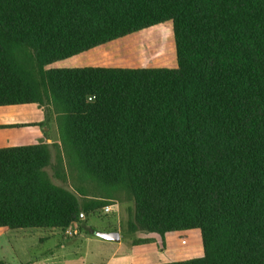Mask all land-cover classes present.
<instances>
[{
	"label": "trees",
	"instance_id": "16d2710c",
	"mask_svg": "<svg viewBox=\"0 0 264 264\" xmlns=\"http://www.w3.org/2000/svg\"><path fill=\"white\" fill-rule=\"evenodd\" d=\"M166 21L176 67L47 68ZM28 103L59 141L0 147V227L95 235L98 185L133 201L121 241L201 231L166 264H264V0H0V106Z\"/></svg>",
	"mask_w": 264,
	"mask_h": 264
},
{
	"label": "rangeland",
	"instance_id": "374dc122",
	"mask_svg": "<svg viewBox=\"0 0 264 264\" xmlns=\"http://www.w3.org/2000/svg\"><path fill=\"white\" fill-rule=\"evenodd\" d=\"M84 66L176 67L177 52L173 23L166 21L142 29L63 61L54 62L47 68ZM35 104L45 114V106ZM46 109H49L48 106ZM52 117L48 125L42 124L45 119L39 124L45 130L50 129V134L44 133L46 138L53 137L58 142L56 112L52 111ZM51 150L52 157L46 171L55 184L71 189L72 177H68L66 182L63 180L67 176L65 171L70 168L65 150L61 151L64 158L63 166L60 157L57 158L58 149L52 146ZM89 191V195L86 196L89 200L110 203L113 209L111 212H105L103 206L84 215V226H91L95 230L127 231L133 201L126 193L117 191L113 196L106 197L109 195L98 185ZM76 192L79 194L77 190ZM132 235L123 241L122 247L123 253L138 251L140 259L134 262L136 264H166L204 254L202 235L198 229L174 232L169 236V240L166 235L165 243L162 238L156 236L155 241L136 244L134 240L146 236V233L138 232ZM184 238L187 239V244L182 243ZM169 245L175 246V249L168 254ZM116 246L114 241H105L96 235L87 234L85 230H79L77 224L67 229L10 230L7 227H0V264H91L104 257L107 259L115 253Z\"/></svg>",
	"mask_w": 264,
	"mask_h": 264
},
{
	"label": "crops",
	"instance_id": "0c3cea01",
	"mask_svg": "<svg viewBox=\"0 0 264 264\" xmlns=\"http://www.w3.org/2000/svg\"><path fill=\"white\" fill-rule=\"evenodd\" d=\"M44 119L43 110L35 103L7 105V107L0 106V147L54 142L55 139L53 137H45V129L39 124ZM172 234L174 232L167 234L168 240ZM115 243L117 245L115 253L111 254L107 259L104 257L100 261L91 262V264H136L134 262L140 259L138 251L123 253V241ZM167 249L169 254V251L175 249V246L169 245Z\"/></svg>",
	"mask_w": 264,
	"mask_h": 264
},
{
	"label": "water",
	"instance_id": "95a60500",
	"mask_svg": "<svg viewBox=\"0 0 264 264\" xmlns=\"http://www.w3.org/2000/svg\"><path fill=\"white\" fill-rule=\"evenodd\" d=\"M94 233L97 237L104 240L114 241V242L121 241V232L119 230H95Z\"/></svg>",
	"mask_w": 264,
	"mask_h": 264
},
{
	"label": "built area",
	"instance_id": "2783aa9c",
	"mask_svg": "<svg viewBox=\"0 0 264 264\" xmlns=\"http://www.w3.org/2000/svg\"><path fill=\"white\" fill-rule=\"evenodd\" d=\"M112 209H113V205L110 204V203L107 204V205H105V207H104V211H105V212H111ZM182 243H183V244H187V243H188V242H187V239L184 238V239L182 240Z\"/></svg>",
	"mask_w": 264,
	"mask_h": 264
}]
</instances>
